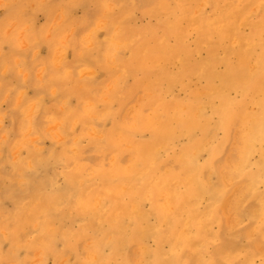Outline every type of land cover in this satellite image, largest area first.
Here are the masks:
<instances>
[{
    "label": "rangeland",
    "instance_id": "1",
    "mask_svg": "<svg viewBox=\"0 0 264 264\" xmlns=\"http://www.w3.org/2000/svg\"><path fill=\"white\" fill-rule=\"evenodd\" d=\"M0 176V264H264V0H0Z\"/></svg>",
    "mask_w": 264,
    "mask_h": 264
},
{
    "label": "bare ground",
    "instance_id": "2",
    "mask_svg": "<svg viewBox=\"0 0 264 264\" xmlns=\"http://www.w3.org/2000/svg\"><path fill=\"white\" fill-rule=\"evenodd\" d=\"M183 59L185 61V58H183ZM6 180H7V178L4 179L3 176H0V189H2V187H5ZM67 239H68L70 249L71 250L73 249V251L77 250V248L79 247L78 245L81 242H83L82 236H80V235L79 236L70 235L69 237L67 236ZM179 241H181V240H179ZM160 257L162 258V255ZM130 261H132V260H129V258L128 259H124V258L122 259V262H124V264H126L127 262H130Z\"/></svg>",
    "mask_w": 264,
    "mask_h": 264
}]
</instances>
